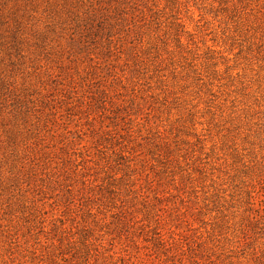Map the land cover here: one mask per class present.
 <instances>
[{
    "label": "rangeland",
    "instance_id": "374dc122",
    "mask_svg": "<svg viewBox=\"0 0 264 264\" xmlns=\"http://www.w3.org/2000/svg\"><path fill=\"white\" fill-rule=\"evenodd\" d=\"M0 264H264V0H0Z\"/></svg>",
    "mask_w": 264,
    "mask_h": 264
}]
</instances>
